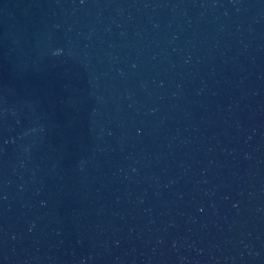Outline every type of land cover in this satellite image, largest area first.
Listing matches in <instances>:
<instances>
[{"label": "water", "instance_id": "obj_1", "mask_svg": "<svg viewBox=\"0 0 264 264\" xmlns=\"http://www.w3.org/2000/svg\"><path fill=\"white\" fill-rule=\"evenodd\" d=\"M0 264H264V0H0Z\"/></svg>", "mask_w": 264, "mask_h": 264}]
</instances>
